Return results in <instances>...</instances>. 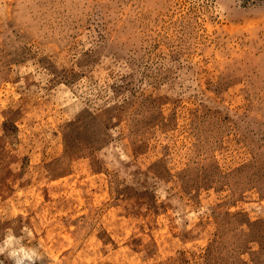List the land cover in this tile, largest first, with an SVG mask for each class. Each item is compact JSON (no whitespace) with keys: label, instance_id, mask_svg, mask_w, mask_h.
Segmentation results:
<instances>
[{"label":"rangeland","instance_id":"1","mask_svg":"<svg viewBox=\"0 0 264 264\" xmlns=\"http://www.w3.org/2000/svg\"><path fill=\"white\" fill-rule=\"evenodd\" d=\"M0 264H264V0H0Z\"/></svg>","mask_w":264,"mask_h":264}]
</instances>
